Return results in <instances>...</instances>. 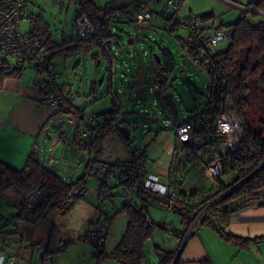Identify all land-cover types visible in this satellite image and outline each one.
Instances as JSON below:
<instances>
[{
	"label": "trees",
	"instance_id": "1",
	"mask_svg": "<svg viewBox=\"0 0 264 264\" xmlns=\"http://www.w3.org/2000/svg\"><path fill=\"white\" fill-rule=\"evenodd\" d=\"M65 1L74 3L76 7L75 24L80 19L86 18L94 35L88 39L81 38L78 35L74 39H66L65 42L62 41L61 44H56L53 40L50 26L45 22L42 14H34L30 18L31 26L29 34L37 45L39 53L45 51L53 55L70 56L77 54L81 50L89 52L94 46H99L100 39L109 40L114 36L110 33L111 22L108 20V17L118 11L124 14L128 12L127 7L110 8L107 6L105 8H98L93 0ZM247 7L264 12V0H258L256 3L248 5ZM257 16L258 14L256 13L242 10L240 17L234 24L227 27L220 25L215 28V30L231 28L232 35L230 37L229 47L225 51L219 52L215 59L214 75L205 73L195 55L192 52L186 51L184 58L200 67L209 82V90L206 109L202 114H199L191 120L180 123L174 122L173 124L177 126L182 123H191L195 128L193 131V146L183 151L189 152L192 160L182 158L178 161L177 166L171 167L169 173L168 182L173 188L170 187L168 189L175 193L176 200H172L167 195L160 197L150 194L141 186L135 185L130 181L121 183L125 179V168L129 165L144 164L141 160L142 152L138 154L139 156L132 153L131 163L122 166L108 165V172L105 178L100 181L102 187L99 196V215H104L110 224L111 218L104 213L103 205L105 204V200H111L113 197V189L108 187V181L116 170H119L117 180H120L116 187L121 185L135 187L136 199L132 201V204L126 202L116 212V214L122 213L126 216L127 224L119 243L105 257L115 260L117 264H145L146 243L152 239L156 229H164L162 225H157L152 220L148 211L150 201H156L163 205V207L172 210V212L180 216L183 225H185L188 218L195 211L221 195L222 197L211 204L206 210L200 227L208 226L224 241L235 244L240 249L245 250L248 248L249 240L237 238L225 232L224 228L217 223L215 217L223 213H235L246 206L257 203L259 201V192L264 190V121L261 122L260 128L253 129L247 114L249 109V83L253 82L256 86L264 89V20H259L255 23L254 21L257 19ZM200 18L204 21H212L213 15L210 13L202 15ZM177 43L184 51L186 50L180 39L177 40ZM102 53L103 57L108 58L111 78L113 57L110 52L102 51ZM154 54L152 69L156 72H163L170 77L175 68V61L172 55L168 51L161 50V55L157 54L159 57V60H157ZM49 64H51V58L45 57L43 67L46 68ZM19 75L0 74V88L6 78H15L19 77ZM109 88H111V85ZM94 93L95 89L92 88L88 98ZM227 94H230L233 98L235 110L242 123L244 138L236 152L221 155V174L212 180L213 186L207 192L192 190L187 193L180 191L179 187L181 183L176 179L177 175L185 172V169H188L187 166L192 165L193 162L196 166L205 165L207 159L212 160L215 154L219 152L218 142L212 137V130L216 115L221 110L223 97ZM76 112L80 115L85 114L84 111ZM119 112V106L114 96L112 109L101 116H97L100 118L108 115V119H101L102 122L100 123L96 122L88 137V142H91V144L85 147L82 144H77V137L73 139V145L77 146V150L87 152L91 157V161L72 184L64 183L47 167L41 165L33 154L28 157L21 171H14L6 165H0L1 188L3 190L13 189L20 200V204L17 207V221L27 226H36L43 217L48 204L54 203L51 209L60 205L65 208L69 203L68 201H72L73 204V200L82 196L89 181L93 178L97 179L98 167L102 164V161L99 159L101 154V139L107 134L118 132L116 117L119 115ZM161 129L165 130L167 128ZM200 145L206 148V153L208 154L206 160L203 157H197L195 155V150ZM199 171L204 176L200 167ZM40 187H44L49 191L48 202L35 211H30L27 206V199L34 189ZM77 190H81L80 193L70 197ZM47 215L43 221L47 218ZM51 237L53 238L54 234ZM87 239L89 238L87 237ZM261 241H264V238L255 239L253 242L258 243ZM69 245L70 243L63 242L58 245L53 244L50 248H45V257L62 253ZM154 250L159 259V264L172 263L174 253L164 251L158 246H155ZM200 264L209 263L205 261L200 262Z\"/></svg>",
	"mask_w": 264,
	"mask_h": 264
},
{
	"label": "rangeland",
	"instance_id": "2",
	"mask_svg": "<svg viewBox=\"0 0 264 264\" xmlns=\"http://www.w3.org/2000/svg\"><path fill=\"white\" fill-rule=\"evenodd\" d=\"M64 5L53 4L52 0H28L27 15L20 22V29L23 34L30 30L31 16L42 14L45 22L50 26L53 40L56 44H61L60 32L63 30L68 33L67 39H74L81 36L76 20V7L74 3L65 0ZM144 0H93L98 8H118L127 7L132 10ZM243 5H251L258 0H232ZM178 7V18L200 17L205 14H212V25L225 27L234 24L241 15V9L223 0H175ZM159 8V6H158ZM246 11V10H244ZM256 19V18H255ZM264 20V15L258 14L255 23ZM110 30L115 37L111 43V55L113 57L112 75L110 78L109 61L103 57L100 46H94L89 52L84 50L70 56L53 55L43 52L44 59L51 58V64L54 66L55 84L59 87L62 94L69 98V103L64 106V111H84L87 116H101L112 109L114 96L119 106V115L116 122H120L119 128H127L129 131V140L125 141L117 133L105 135L101 143V154L99 159L106 165L122 166L132 160V153L144 151L148 148L153 150L156 132L160 128H174V122H184L202 114L206 109V100L208 97L209 82L200 67L194 65L184 58V50L177 43L178 39L184 38V32L177 30L168 32L161 20L157 19L152 24L134 25L129 23L111 22ZM178 38V39H177ZM132 42V43H131ZM230 45V40L221 42L218 51H225ZM116 48V49H115ZM161 50L168 51L175 61V68L170 75L168 84L165 86L162 94L172 95L177 110V116L167 109L163 108L154 96V91H146L139 103L134 101L133 79L139 73V63L145 66L147 73L151 71L153 54L161 55ZM91 54H95L92 56ZM132 55V58H130ZM43 59V62H44ZM78 61L76 66L74 63ZM98 61V62H97ZM25 74H32V82L36 86L37 73L31 67L23 71ZM189 78L202 91L198 94L185 81ZM101 80V83H99ZM111 85V88L109 86ZM36 88H39L36 86ZM95 93L91 94L90 102L75 107L72 97L81 92L87 99L91 89ZM248 118L253 129L260 128L264 121V89L256 86L253 82L249 83V109ZM51 123L47 126V133L44 134L45 142L40 150V163H46V159H52L49 166L54 165L59 177L70 180L77 169L82 165L79 160L81 152L75 155L73 149L67 146L61 131L65 129L51 128ZM71 135L76 137L75 127L71 130ZM67 169V170H66ZM67 172V173H66ZM119 176V170L111 176L108 181V187L115 184L114 177ZM100 183L99 180L93 181ZM113 197L111 201L105 200L107 213L111 214L112 206L120 201V197L125 195L124 188L119 186L112 188ZM16 195L14 190L8 192L0 189V256H9L8 254H18L22 258L21 252L27 250L29 253V264L31 257L37 255L34 251L37 246L31 243H39L45 235H52V227L61 232L65 221L70 220L71 225L79 227L83 213L80 208L74 209L72 201L64 208L62 205L54 207L47 215L43 223L36 226H27L21 224L14 217ZM72 204V205H71ZM114 204V205H112ZM153 202L148 207V211L154 215H165L167 217L168 228H180V216L165 207H160ZM78 207V206H77ZM116 207V206H115ZM112 233L108 235L105 249L108 255L118 242L127 224V218L122 213H115L111 216ZM2 220V221H1ZM66 225V224H65ZM70 226V225H69ZM55 229V230H56ZM125 232V231H124ZM154 234V233H153ZM155 238H165V231L156 229ZM152 238H154L152 236ZM153 239L145 245L146 263H152L156 258V252L153 249ZM68 243V240H64ZM80 246V245H79ZM42 248H46L42 246ZM78 245L70 244L56 260V264H82L76 256ZM21 250V251H20ZM94 246L92 245V253ZM95 264H103L92 254L89 256ZM23 259V258H22ZM105 264H117L115 260L105 257Z\"/></svg>",
	"mask_w": 264,
	"mask_h": 264
},
{
	"label": "crops",
	"instance_id": "3",
	"mask_svg": "<svg viewBox=\"0 0 264 264\" xmlns=\"http://www.w3.org/2000/svg\"><path fill=\"white\" fill-rule=\"evenodd\" d=\"M223 1L239 8H248V5H243L232 0ZM212 27L214 29L216 28L215 26ZM180 40L182 41L183 38ZM32 79V74L24 75V73L21 72L19 77L6 78L0 88V165H6L14 171H21L31 154H33L40 162L39 154L41 146L45 142L44 134L48 132L47 126L50 123L52 125L58 122L54 110L45 108L39 104V100L42 97V91L34 86ZM100 122H102L101 117L98 120V123ZM174 128L171 127V129L165 130L160 128L156 132V138L153 141L155 148L153 150L148 148L144 151L134 152L137 156L142 152L141 160L148 167L150 172L158 177L159 182L167 188H173L168 182L171 167L173 168L175 165L177 166L178 161L182 158L192 160V156L187 151L183 152V154L178 157H174L176 150ZM46 160L45 164H40L49 169L52 159L50 160L47 158ZM87 160L86 157V160L82 162V165L77 169L69 181L59 177L58 172L53 174L57 175L64 183L72 184L86 166ZM128 163H131V160ZM199 167L200 166H196V164L194 165L193 162L192 165L187 166L188 169H185V172L181 174L178 173L179 175H177L176 179L181 183L179 187L180 191L189 193L192 190H198L205 193L211 188V186H213L212 180L201 175ZM117 179L118 177H115V184L109 188H117L116 186L120 182V180ZM95 180L96 178L91 179L86 185V189L82 196L73 200L74 209L80 208L83 213L79 227L73 224L71 225V223H69L70 220L65 221L62 219L66 225L63 224V230L61 232H59L54 226L52 227V234H54L53 238L51 237V234H47L43 239L39 240V243H31L32 246L40 245L34 250L37 255L33 254L30 264H56V260L62 253H57L51 257H45V248H42V246L50 248L53 244L58 245L63 243L64 240H68V243L71 245H78L79 248L76 249L78 250L76 256L82 264H95V262L89 258L91 254L93 255V244L89 239L86 240L94 221L98 218L100 213L98 206L102 185L101 183H94L93 181ZM121 187L124 188L126 194L120 197L121 199L118 204H115L116 207L112 206L113 210L111 211V214L107 213L108 208L105 204L103 205L104 213L110 218L112 214H115L125 205L127 200L131 199L132 201H135L136 199L135 187H127L123 185H121ZM0 189L3 190L1 186ZM9 190L11 189H7L6 192ZM153 202H155L156 205L163 207V205L153 200L150 201L149 206L152 205ZM14 204V217L16 218L18 214L17 207L20 204L17 195ZM149 214L155 224L164 227V229L159 230L165 231L166 234L165 238L161 241L160 238H155V235L157 234L154 232V238H152L153 249L155 246H158L164 251L174 253V258L171 264H173L174 260L175 264H200V262L205 261L209 264H264V241L258 243L253 242L255 239L264 238V190L259 192V201L257 203L246 206L238 212L230 214L223 213L215 217L217 223L224 228L225 232L237 238L249 240L248 248L245 250L240 249L235 244L224 241L208 226L199 227L193 234L185 239L181 246L180 239L184 227L182 219H180L181 226L179 229L175 227L171 228V226L168 228V219L165 215H154L151 211ZM43 222L44 221L41 223ZM111 223L112 221L110 222L108 235L113 232V230L111 231ZM124 231L118 242L115 243L113 249L119 243ZM113 249L109 252L111 253ZM107 252L108 251L105 249V255H108ZM21 254H23V259L18 257L19 253L16 255L13 253L8 255L15 257L16 261L14 264H29L28 260L30 256L27 250H23ZM1 257L4 256H0V258ZM151 261L152 263L146 264H159L157 255L156 258H153Z\"/></svg>",
	"mask_w": 264,
	"mask_h": 264
},
{
	"label": "built area",
	"instance_id": "4",
	"mask_svg": "<svg viewBox=\"0 0 264 264\" xmlns=\"http://www.w3.org/2000/svg\"><path fill=\"white\" fill-rule=\"evenodd\" d=\"M27 6L28 0H0V74L14 75L20 74L30 67L34 69L37 73L35 85L42 91L39 104L45 108L54 110L58 121L64 120L72 124V127L76 129L78 138L86 140L99 118L63 110L64 106L69 103V98L64 96L55 84L54 66L49 64L46 68L43 67V53H39L37 45L29 32L26 34L21 32L20 22L27 15ZM241 8L247 11L250 10L246 7ZM127 11L125 14L120 11L115 12L108 17V20L113 23L124 22L143 26L147 23L152 24L159 19L170 33L182 30L185 34L182 40L186 49L184 56H186V51L192 52L204 72L214 75V63L219 53L218 46L221 42L230 40L232 35L231 28L215 30L212 27L211 21H204L200 17L179 19L178 7L175 0H144L138 7ZM110 33L112 34V31ZM89 37L91 36L87 34L85 39ZM114 40L115 37L109 40L100 39L99 46L102 51L111 53L109 45ZM130 58H132V55H130ZM169 78L163 72H156L154 69H151L149 73L146 71L143 85L146 86V91L150 93L153 90H159L162 94V91L168 84ZM101 119H108V115L101 117ZM174 127L176 141L174 157H177L188 147L193 146V131L195 128L191 123H182ZM212 137L218 142L219 146V152L215 154L212 160L207 159L208 154L205 147L200 145L195 150L197 157L207 159L205 161L206 164L200 166V170L210 180H214L221 174V155L236 152L244 138L242 123L235 110V104L230 94L223 97L221 110L215 118ZM124 177L135 185L141 186L150 194L160 197L167 195L172 200H176L175 193L162 185L158 177L150 172L145 164L129 165L125 168ZM221 197L222 195L208 202L188 218L182 230L181 246L185 239L200 227L201 220L208 207ZM48 198L49 191L46 188L40 187L34 189L27 199L28 209L35 211L40 206L46 204ZM127 203L132 204V200H127ZM109 228L110 224L107 218L104 215H99L88 233L89 240L94 244L93 256L103 264H105L104 245ZM15 261L14 256L0 258V264H14Z\"/></svg>",
	"mask_w": 264,
	"mask_h": 264
},
{
	"label": "water",
	"instance_id": "5",
	"mask_svg": "<svg viewBox=\"0 0 264 264\" xmlns=\"http://www.w3.org/2000/svg\"><path fill=\"white\" fill-rule=\"evenodd\" d=\"M52 2H53V4H57V5H60V6L64 5V1L63 0H52ZM248 11L252 12V13L264 15V12H260V11H257V10L250 9ZM78 28H79V30L81 32L82 38H86L87 34H89L90 36L94 35V32L91 29L90 25L87 23L86 18L80 19V21L78 22ZM60 37H61L62 41L65 42L67 37H68V33H66L63 30H61ZM154 57L157 60H159V57H158L157 54H154ZM77 63H78V61H76L73 66H76ZM138 68H139V73L137 74V76L132 81V85L135 87L134 90H133L134 101L135 102H139L142 99L144 93L146 92V86L143 85V82H144V79H145V74H146V69H145V66L142 63H139V67ZM185 81L193 88V90L195 92H197L198 94H202V91L196 86V84L193 81H191L189 78H185ZM99 83H101V80H100ZM154 96H155V98L158 100V102L160 103V105L163 108H167L173 114L174 117L177 116V110H176V106H175V101H174V99H173L171 94H169V93L161 94V92L159 90H156L154 92ZM72 100L75 103V107H78L80 105H83L85 102H90L91 99L90 98L86 99L84 97L83 93L79 92V93L75 94L72 97ZM120 123H121V121L118 122L117 125L119 126ZM51 128H54V129H65V131H61V133L63 135L64 141L68 142L67 146H70L73 149L74 155L76 154V152L79 151V150H77V146L73 145V139L75 137H73L71 135V130L73 128L72 124H70L69 122H65L64 120H60V121L52 124ZM118 132L122 135V137H123V139L125 141L129 140V131H128L127 128H121V127L119 128L118 127ZM76 137H77V144H82L85 147L89 146L88 138L86 140H83V139L78 138L77 135H76ZM79 152H81V151H79ZM86 157H87L88 160H87V164L84 167V169L87 167L88 163L91 161V157H90V155L87 152L82 151L81 152V156L79 157V160L84 162L86 160ZM49 170L52 173H56V172H60L61 173L62 172L61 170H57L54 165L50 166ZM107 172H108V165H106L104 163L100 164V166L98 167V171H97V179L99 181H102L105 178ZM81 173H80V175H81ZM114 180H115V177H114ZM124 181H128V180L125 178L124 180L121 181V183H123ZM80 191L81 190H77L76 192H73V194H71L70 197H72V196H74L76 194H79ZM53 205H54V203L48 204L47 209H46L45 213L43 214V217L40 219V221L37 223V225H39L43 221V219L49 213V211H50V209H51V207ZM173 264H175V260H174Z\"/></svg>",
	"mask_w": 264,
	"mask_h": 264
},
{
	"label": "flooded vegetation",
	"instance_id": "6",
	"mask_svg": "<svg viewBox=\"0 0 264 264\" xmlns=\"http://www.w3.org/2000/svg\"><path fill=\"white\" fill-rule=\"evenodd\" d=\"M78 24V23H77ZM81 33V32H80ZM81 38H82V36H81ZM85 39V38H84ZM92 56H94L95 54H91Z\"/></svg>",
	"mask_w": 264,
	"mask_h": 264
},
{
	"label": "clouds",
	"instance_id": "7",
	"mask_svg": "<svg viewBox=\"0 0 264 264\" xmlns=\"http://www.w3.org/2000/svg\"><path fill=\"white\" fill-rule=\"evenodd\" d=\"M247 11V10H246Z\"/></svg>",
	"mask_w": 264,
	"mask_h": 264
}]
</instances>
